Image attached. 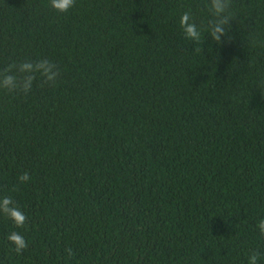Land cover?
Wrapping results in <instances>:
<instances>
[{
    "label": "trees",
    "instance_id": "obj_1",
    "mask_svg": "<svg viewBox=\"0 0 264 264\" xmlns=\"http://www.w3.org/2000/svg\"><path fill=\"white\" fill-rule=\"evenodd\" d=\"M230 5L0 0V83L35 77L0 87V264H264V0Z\"/></svg>",
    "mask_w": 264,
    "mask_h": 264
},
{
    "label": "clouds",
    "instance_id": "obj_2",
    "mask_svg": "<svg viewBox=\"0 0 264 264\" xmlns=\"http://www.w3.org/2000/svg\"><path fill=\"white\" fill-rule=\"evenodd\" d=\"M51 6L55 8L59 12H67L70 8L75 6V0H51ZM230 0H211V7L214 11V13L217 16H221L222 13H225L230 8ZM191 19V15L189 12H185L180 20L181 27L184 30L185 35L192 40H195L197 42L200 41L201 33L197 29V25L193 23H189ZM231 19L230 16H223L221 19L216 23V25L211 29L210 35L212 38L219 42L221 36L225 35V28L224 25L229 23V20ZM33 65L29 63H23L22 68L23 69H30ZM41 74L44 75L47 78L48 82H53L56 77L58 76L59 72L56 67V65L50 61H42L41 62V68H40ZM35 79V77L32 78V80L28 81L26 84H21L18 82L16 77L13 76H6L2 83H0V87L7 88L9 90H16L17 88L22 89L23 91L27 92L31 89L32 81ZM22 181L29 179L28 173H24L23 176L20 177ZM5 205L11 203L10 199H5L4 201ZM7 212H9L10 217L14 220V222L18 226H23V224L26 221V216L16 208L13 209H6ZM260 228L262 231H264V220L260 221ZM8 239L12 242H15L17 245L16 251L19 253L22 249L27 247L26 242L24 241V238L17 234L12 233ZM69 253V256L74 255L71 249L67 250ZM257 256H252L251 258V264H256Z\"/></svg>",
    "mask_w": 264,
    "mask_h": 264
}]
</instances>
